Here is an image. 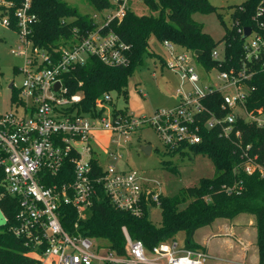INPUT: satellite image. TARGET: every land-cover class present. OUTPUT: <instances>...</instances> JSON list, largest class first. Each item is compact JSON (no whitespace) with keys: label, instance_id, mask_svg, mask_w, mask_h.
<instances>
[{"label":"built area","instance_id":"built-area-1","mask_svg":"<svg viewBox=\"0 0 264 264\" xmlns=\"http://www.w3.org/2000/svg\"><path fill=\"white\" fill-rule=\"evenodd\" d=\"M118 9L106 12L104 22L88 32L70 47H63L58 54L34 48L30 36L37 21L31 12V2L26 0L14 13L15 26L21 46L15 55L25 57L21 70L24 81L19 88L18 106L21 112L0 115V209L6 224L9 217L1 206L11 196L17 200L15 225L10 231L25 241L31 255L41 264H209L211 256L203 249L181 248L177 241H164L148 250L142 241L131 239L123 228L126 239L125 255L119 256L99 240L83 236L76 230L80 221H86L95 184H103L113 204L135 217L144 214L151 204L160 206V195L145 190L136 171H119L117 165L103 166V174L96 175L92 167L95 150L94 133L111 134L115 150L107 155L113 161L121 159L122 140L127 142L132 133L144 125L152 127L166 147L179 148L202 141V127L218 129L227 139L234 138L243 150V169L248 175L258 173L264 178V164L258 155L250 154L251 145L243 147L239 120L264 128V110L256 113L247 110L246 102L254 88L251 80L259 70H264V0H261L253 17L254 26L244 39L245 58L242 66L228 72L217 71L220 85H201L202 78L194 66L190 52H179L173 44L165 42L171 61L166 66L180 75L181 88L177 91L178 105L169 110H158L151 117L136 120L129 112H122L113 100V93H106L95 101V115H79L76 105L83 100L80 94L69 95L63 76L83 66L90 56L109 67L129 64L130 46L113 32L102 29L117 18L122 19L127 10V0H115ZM7 8L11 3L0 1ZM98 20V16L94 15ZM3 27H12L8 15L0 18ZM244 29L240 30L242 38ZM214 60L221 61L215 50ZM210 74V72H206ZM59 87H56V84ZM189 85L191 91L183 89ZM219 92L222 94V111L218 116L209 111L203 100ZM74 108V110H71ZM208 118L202 121V116ZM115 138H118L116 141ZM97 153V152H96ZM96 155V154H95ZM99 161L102 158L97 154ZM67 162L73 164V181L63 184L48 183L61 174ZM77 209L78 221L73 232L61 222V208Z\"/></svg>","mask_w":264,"mask_h":264},{"label":"trees","instance_id":"trees-1","mask_svg":"<svg viewBox=\"0 0 264 264\" xmlns=\"http://www.w3.org/2000/svg\"><path fill=\"white\" fill-rule=\"evenodd\" d=\"M11 3V7L0 3V18L8 15L15 26L14 13L23 6L26 0H0ZM96 11L112 12L118 6L110 0H85ZM151 15L139 16L127 8L122 19H113L102 29L103 33L113 32L130 46L129 64L127 66L109 67L96 57L90 56L83 66L63 76V83L68 94H80L82 102L75 106L79 115H95V101L106 93H117L127 100L128 81L137 69L141 68L150 53V41L154 38L160 44L168 42L182 51L190 52L194 60L205 72L212 70L228 72L238 70L245 58L244 39L239 33L244 28L254 26L253 17L261 0H246L236 7L232 18L233 27L226 31L221 41L216 42L205 33L201 24L194 21L195 14H211L216 8L208 0H141ZM31 12L37 21L32 29L30 39L33 47L49 53L58 54L63 47H70L76 40L100 25L94 16L81 15L64 0H30ZM156 14V15H154ZM224 45V59L214 60L213 52ZM196 52H202L197 56ZM161 63L164 60L160 57ZM254 91L250 94L246 107L251 113L264 110V70H259L250 82ZM14 85L13 88L14 89ZM18 98V97H17ZM16 93L13 102L17 100ZM222 94L215 92L203 100L204 105L218 116H225L221 110ZM71 110H74L72 108ZM128 112L127 108L120 109ZM208 118L202 116V121ZM236 127L241 131L242 145H251L250 154L258 155L259 163L264 164V128L254 123L239 120ZM202 141L195 145H182L169 148V153L192 151L211 159L216 176L202 179L195 187L181 189L173 197H160L162 221L159 226L150 219V210L155 204L145 208L144 214L135 217L118 209L106 193L103 184H95L96 193L92 199L90 216L80 221L77 232L83 236L99 240L105 247L117 255H125L126 239L123 228L136 241H142L146 249L164 241H177V234L185 232L186 248L200 249L195 241L196 232L211 226L218 219L232 220L238 215H252L256 219V246L259 253V264H264V178L258 173L248 175L243 169V150L237 146L234 135L227 139L218 129L208 130L202 127ZM96 154V155H95ZM92 167L96 175L103 174V164L95 152ZM73 181V164L67 162L59 176L48 184H63ZM1 206L9 223L0 226V264H41L39 258L31 255L30 248L22 239L10 231L15 225L18 211L17 200L7 197ZM78 213L73 206L61 208L63 227L73 232Z\"/></svg>","mask_w":264,"mask_h":264},{"label":"rangeland","instance_id":"rangeland-1","mask_svg":"<svg viewBox=\"0 0 264 264\" xmlns=\"http://www.w3.org/2000/svg\"><path fill=\"white\" fill-rule=\"evenodd\" d=\"M64 1L75 8L81 15H97L99 25H102L106 18L103 12L96 11L85 0ZM110 1L116 3L115 0ZM208 1L216 8V11L206 15L195 14L193 19L202 25L205 33L209 34L216 42H219L226 31L233 27L232 15L236 7L242 5L246 0ZM127 8L139 16L152 14L141 0H127ZM19 38L20 36L16 30L3 27L0 20V115L11 112L16 113L17 111L21 112L18 109L19 88L22 87L24 81V74L21 70L25 66V57L13 53L21 46ZM149 51L154 55L146 57L144 65L137 69L128 81L126 102L117 93L112 94L117 108H127L136 120H140L143 117H151L158 110L173 109L180 101L176 97L177 91L181 88L180 75L168 68L166 64L163 65L159 57H157L160 56L164 62L171 61L166 47L152 38ZM178 51L181 52L182 49H178ZM216 51L222 57L224 55V45L220 44ZM194 66L202 78L201 85L207 83L220 85V82L216 79L218 75L216 70L206 74L196 61ZM11 84L14 85V89L10 88ZM183 90L189 92L191 87L187 85ZM15 93L16 98H18L13 102ZM94 135L99 140L95 145L93 143V146L97 148L95 151L97 152L98 150L99 155H102L104 167L109 164H115L119 171H136L142 179L144 189L152 190L159 194L160 197H173L181 189L198 186L202 179H212L216 176L215 167L210 158L203 155H195L190 150H185L183 154L169 153L159 135L148 125H144L132 133L127 142L122 140L121 159L118 161H113L107 155L109 150L113 151L117 147V144L112 143L111 134L105 131H98ZM115 139L118 141V138ZM145 146L151 147L150 153L142 151L141 147ZM86 216L89 217L90 212H87ZM150 219L157 226L161 224L162 216L159 207L153 206L151 208ZM255 220L252 215L241 214L235 222L248 224L249 221ZM219 222L225 221L220 220ZM4 225H6V220L0 209V226ZM252 230L248 229L245 231L249 240L252 237ZM176 238L181 248L186 247L185 232H179ZM228 261H230V257ZM44 264L50 263L45 262Z\"/></svg>","mask_w":264,"mask_h":264},{"label":"crops","instance_id":"crops-1","mask_svg":"<svg viewBox=\"0 0 264 264\" xmlns=\"http://www.w3.org/2000/svg\"><path fill=\"white\" fill-rule=\"evenodd\" d=\"M113 4L116 5V3ZM98 140L99 138L95 135L92 146ZM93 148L94 150L97 149L94 146ZM99 156L101 157L102 155L100 154ZM240 216L238 215L232 220L218 219L211 226L196 232L194 241L200 249L207 251L211 256L210 264H228V262L229 264H259V253L256 246V220L249 221L248 224L236 223L235 221ZM220 220L225 222L220 223ZM248 229H253L250 240L245 234ZM229 257L230 261H228Z\"/></svg>","mask_w":264,"mask_h":264},{"label":"water","instance_id":"water-1","mask_svg":"<svg viewBox=\"0 0 264 264\" xmlns=\"http://www.w3.org/2000/svg\"><path fill=\"white\" fill-rule=\"evenodd\" d=\"M251 33V28H245L244 30V36L243 39H245L246 37H248ZM197 56L202 55V52H196ZM56 87H59V84H56ZM10 88H13V84L10 85ZM142 151H144L145 153H150L151 152V147L149 146H145V147H141Z\"/></svg>","mask_w":264,"mask_h":264}]
</instances>
